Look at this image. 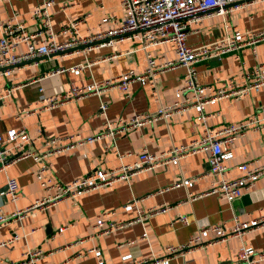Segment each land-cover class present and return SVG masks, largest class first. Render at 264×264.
Wrapping results in <instances>:
<instances>
[{
    "label": "crops",
    "instance_id": "0c3cea01",
    "mask_svg": "<svg viewBox=\"0 0 264 264\" xmlns=\"http://www.w3.org/2000/svg\"><path fill=\"white\" fill-rule=\"evenodd\" d=\"M43 1L8 0L0 3V21L15 18V23L28 31L36 30L38 23L32 18V13ZM52 1V22L56 33L80 19L82 22L78 28L83 37L117 28L124 22L125 10L120 0ZM258 30H264V0L245 5L225 19L213 17L205 20L188 42L199 47L226 34ZM68 38L69 35L60 34L57 40L63 42ZM99 45L94 43L50 58H38L0 81V90L20 86L7 101L0 103V133L5 135L11 129H25L34 141L26 146L33 156L18 160L0 174V215L10 216L22 211L44 195L37 179V173L43 166L47 167V178L66 184L93 170H113L134 164L143 148L158 154L187 144L202 134L203 126L195 124L197 115L191 110L83 147L51 152L53 149L45 145L49 138L94 135L104 131L106 119L128 120L136 114L154 113L175 101V93L184 74L182 68L157 76L152 85L137 82L131 84L128 91L105 90L101 95L84 97L41 114L19 116L21 110L37 102L40 88H44L47 95H56L71 85L89 86L129 70L141 74L147 67L149 54L159 60L176 59L172 44L148 50L142 49L136 39L115 42L112 46ZM25 51L26 47L21 45L16 53ZM257 65H261L264 71V42L255 48L246 47L239 52L198 63V81L202 85L214 86L225 81L241 83V74ZM76 66L82 68L79 74L70 71ZM65 69L67 71L58 72ZM102 102L108 103L106 117L99 112ZM263 107L264 87L240 99L221 100L205 108L211 116L208 126L221 129L260 113L263 117ZM232 152L234 158L230 165L233 168L244 162L264 165V130H249L234 144ZM208 171V154L199 153L181 160L177 166L138 173L128 181L117 182L46 209H36L22 219L2 222L0 264L18 262L25 252L34 249L50 253L38 264H99L100 261L103 264H123L124 257L128 255L163 258L166 247L188 242L204 227L226 224L230 228L236 220L249 221L264 213V178L241 197L227 202L218 195L206 194L212 184V178L205 175ZM231 175L237 177L238 172ZM195 177L198 180L191 187L165 191L167 186L177 181ZM8 178H14L19 184L20 197L16 202L4 194ZM195 196L197 198L192 199ZM162 205L172 208L112 234L101 236L95 228L103 212L112 213L109 220L127 222L137 218L140 212ZM180 216L187 218L186 224L179 221ZM144 233L148 236L146 239L142 238ZM243 247H250L256 251L257 257L259 255L250 264H264V229L247 232L186 256H176L169 264H248L237 261ZM91 250L101 252L100 256Z\"/></svg>",
    "mask_w": 264,
    "mask_h": 264
},
{
    "label": "built area",
    "instance_id": "2783aa9c",
    "mask_svg": "<svg viewBox=\"0 0 264 264\" xmlns=\"http://www.w3.org/2000/svg\"><path fill=\"white\" fill-rule=\"evenodd\" d=\"M8 0H0L3 3ZM125 10L124 22L117 28H112L103 33L83 37L79 33L78 25L81 19L72 23L56 33L52 22V0H44L37 5L32 13V18L38 23L36 30L28 31L23 25L15 23V18L6 22L0 21L2 35L0 36V81L3 77L10 76L15 70L38 58H50L64 54L80 46H90L100 43L99 46H112L115 42L136 39L142 49H152L164 44H172L175 49V60H159L152 55L147 56V67L143 73L129 70L124 74L93 83L89 86L78 87L71 85L64 92L56 95H47L44 88L39 89L37 102L20 111L19 116L28 117L41 114L47 110L56 109L75 100L91 95H101L103 91L119 89L128 91L133 83L142 85L153 84L157 76L167 71L182 68L181 86L175 93V101L158 109L154 113H140L128 120L111 121L106 119L104 131L90 136L75 134L70 137H52L45 141V145L52 148L51 152H61L92 144L107 137L124 134L133 129L144 128L163 118H172L187 111L196 112L195 124L203 126L200 136L193 138L189 143L173 147L172 149L154 153L143 148L138 154V161L131 165H122L117 169L93 170L87 175L77 178L69 183H56L45 176L47 167L43 166L37 173L44 195L37 199L30 207L17 211L10 216L0 215V223L9 219L25 218L28 213L36 209H46L65 200H73L82 195L103 187H110L120 181H128L135 174L145 171H156L169 166H177L181 160L199 153L208 154L209 171L205 174L212 178L211 189L206 194L218 195L221 199L232 202L251 189L255 183L264 178V165L257 162H244L234 168L230 162L234 158L232 148L234 144L244 137L249 130L256 132L264 130V116L254 115L247 121L233 123L221 129L208 126L211 117L206 113L207 106L216 105L221 100L234 98L240 99L264 87V71L261 65L253 70L241 74L242 82L225 81L220 86L202 85L198 81L197 64L213 58H220L228 53L255 46L264 42V30L250 31L240 34H226L223 38L211 44L193 47L189 44V37L198 30V27L207 19L213 17L226 18L231 13L241 10L245 5H251L256 0H120ZM60 34L69 35L66 41L59 42ZM21 45L26 47L24 53L18 54L16 50ZM60 70L58 72H65ZM74 74L82 71L80 66L71 68ZM20 86L0 90V103L7 101L12 93ZM108 103L102 102L99 107L101 116L106 117ZM264 114V107L262 109ZM33 141L25 129H11L5 135L0 133V174L8 170L15 162L22 158L31 157L33 153L26 149ZM53 152V153H54ZM123 158V155H120ZM237 171L238 176L231 174ZM202 177V176H201ZM198 178H188L177 181L165 188L169 191L182 186L191 187ZM6 197L16 202L20 197V187L14 178H8ZM197 196L192 197L196 199ZM136 201H133L135 203ZM127 204L126 206H128ZM125 206V207H126ZM172 207L162 205L153 207L146 212H140L134 220L113 221L109 220L111 212H103L97 219L95 228L99 235H108L126 228L137 222L166 213ZM179 221L187 223L185 216H180ZM259 229H264V213L249 221L236 220L232 227L227 225H213L202 228L198 234L192 236L188 242L177 246L165 248L163 258L151 256L135 258L131 255L124 257L123 264H169L176 256H186L199 249L208 248L213 244L222 243L228 239L242 236L243 234ZM148 236L143 234L142 238ZM96 256L101 252L91 250ZM41 249L25 252L23 259L8 264H38L48 256ZM257 253L250 247L241 248L237 256L239 263H253ZM259 257V255H258ZM257 257V258H258ZM4 263V262H3ZM5 264V263H4ZM63 264H70L65 262ZM103 264V262H99Z\"/></svg>",
    "mask_w": 264,
    "mask_h": 264
}]
</instances>
